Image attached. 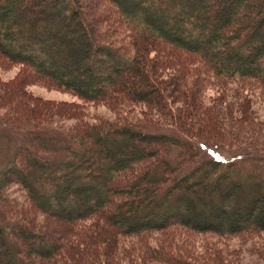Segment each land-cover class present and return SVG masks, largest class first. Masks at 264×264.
Instances as JSON below:
<instances>
[{
  "label": "trees",
  "instance_id": "16d2710c",
  "mask_svg": "<svg viewBox=\"0 0 264 264\" xmlns=\"http://www.w3.org/2000/svg\"><path fill=\"white\" fill-rule=\"evenodd\" d=\"M84 1L0 0V64L115 115L89 121L82 107L39 104L21 83L0 84L1 126H55L66 137L55 164L44 158L53 139L32 134L1 169L0 264H118L120 237L171 229L225 239L264 233L263 172L199 160L194 150L247 133L219 104H203L192 64L162 51L196 60L220 83L264 88V0H100L110 18H92L96 3ZM175 67L182 71L161 78ZM136 106L175 131H153L134 118ZM9 185L24 200L10 199ZM137 251L144 255L128 264H205L161 243Z\"/></svg>",
  "mask_w": 264,
  "mask_h": 264
},
{
  "label": "rangeland",
  "instance_id": "374dc122",
  "mask_svg": "<svg viewBox=\"0 0 264 264\" xmlns=\"http://www.w3.org/2000/svg\"><path fill=\"white\" fill-rule=\"evenodd\" d=\"M84 2L86 4L96 3L95 7L97 10L93 12L92 18L96 16V13L100 14L101 12L104 14L105 11H108L107 16L110 18V10L106 6H102L100 0H85ZM106 24L107 22H102L98 26L102 28ZM162 51L165 57L177 58L179 61L177 64H180V66L184 65V67H187V65L192 64L191 67H194L191 68L194 69L192 73L197 75L199 80L198 87L202 95L203 104L205 106L213 105L214 103L219 104L223 114L230 116L233 122L242 126L243 131L247 133L246 135L242 133V137L232 141L230 145L204 147L194 144L198 159H216L223 163L235 162L246 170L261 171L264 176V153L262 152L264 150V88L259 83L250 80H230L220 83L202 66L198 65V68L197 64L199 63L196 60L187 58L183 53L172 51L170 48H162ZM187 59H190L189 62ZM176 69L182 71L180 67H175V69L162 68L159 74L163 76L161 77L162 79H166L171 74H174ZM192 73L190 72V74ZM190 78H186L187 81L185 80L184 83H190ZM16 83H21L22 86H20L24 95L29 99H35L39 104H49L51 106H56L57 104L64 106L67 104L77 105L84 108L89 121L96 118L108 120L115 118V115L105 103L84 102L48 82L37 80L26 68L2 61L0 64V84L7 91L16 86ZM139 107L136 106V109L132 111L135 114L134 118L142 120L146 125H150V129L158 133L167 134L175 131L173 126L165 124L166 121L157 122L153 118L147 119L149 116L144 115V108L141 106L142 109L140 111ZM178 107L184 108L185 105L181 103ZM141 113L143 116H141ZM153 114L152 112L150 115ZM71 122L66 121L64 125L72 124ZM32 134H40L46 138L53 139L48 154L44 156L50 164H55L65 158L63 147L66 137L57 127L41 126L34 128L25 126L20 129H13L0 125V171L9 159L13 149L25 142L27 137ZM242 138L244 139L242 140ZM8 188L9 192L7 193L6 191L5 194L9 195L10 199L24 200L22 192L16 185H9ZM90 223H92L91 220L83 222L81 225L88 227ZM159 243L166 247L168 245L169 248L176 251L189 250L187 254L198 263L216 264L213 254L221 251V255L228 264H264V233H250L242 237L225 239L208 234L182 232L180 229L177 231L171 229L158 234L146 233L143 237H120L116 251L118 264H128L132 253L136 257L137 255H144L143 252H139V254L137 249L143 251L147 245H158ZM127 247L130 250L125 251ZM153 263L160 264L158 262Z\"/></svg>",
  "mask_w": 264,
  "mask_h": 264
}]
</instances>
